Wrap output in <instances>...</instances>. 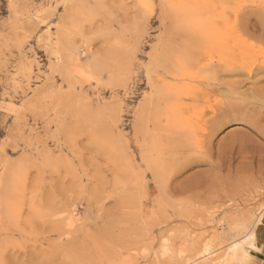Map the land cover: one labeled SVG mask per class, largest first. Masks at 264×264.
Wrapping results in <instances>:
<instances>
[{"label": "rangeland", "instance_id": "rangeland-1", "mask_svg": "<svg viewBox=\"0 0 264 264\" xmlns=\"http://www.w3.org/2000/svg\"><path fill=\"white\" fill-rule=\"evenodd\" d=\"M258 6L264 0H0V264H251L250 253H227L264 243V140L229 119L204 135L203 151L224 165L216 173L204 154L171 151L165 94L175 59L193 54L194 25L224 27L223 9L239 7L249 14L240 22L255 26ZM229 77L219 83L245 79ZM185 156L201 162L171 174ZM155 174L164 175L158 188Z\"/></svg>", "mask_w": 264, "mask_h": 264}, {"label": "bare ground", "instance_id": "bare-ground-1", "mask_svg": "<svg viewBox=\"0 0 264 264\" xmlns=\"http://www.w3.org/2000/svg\"><path fill=\"white\" fill-rule=\"evenodd\" d=\"M251 10H253V8ZM256 10L257 12L261 13L264 10V6H258V9ZM247 11H243V9L239 7H235L233 9L224 8L222 11V17L219 19L222 23H224V27H220L217 24V22L208 24V25L204 24L202 26L194 25L191 30L192 34L190 35L193 39V43L190 46V51H193V54L189 57L187 61L181 59L180 57H177L175 59L177 69L176 70L174 69L175 71L173 72L172 77L176 83L172 85L169 84V86H167L166 88L165 96L168 98L170 102L169 104H166L165 106L171 110L167 112L168 113L167 120L172 129L171 133L175 137L174 141H172L169 144L171 151L173 153L174 152L180 153V156H183L182 154H185V152H189V154L190 152L204 154L207 161L209 159L211 160L210 165L214 167V170L216 171V173L217 172L221 173L224 170V165L221 163L222 161H220L221 159H219L220 158L219 156L216 158V160H212V151L210 149L205 150V152L203 151L206 145L208 144L206 143L207 139L205 140L204 135L208 136V138H212L215 132L217 133V130L225 122H228L226 120L229 119L231 121H240L241 123L247 124L248 126L251 127L252 131L256 132V134L262 137V139L264 140V127L260 126L261 122L264 120V86H261L258 88L255 87L252 89L250 88L249 90L251 91L248 93H245L244 91H243L244 93L240 91L238 92V89L241 88V86H243L247 81L248 82L251 81L253 84H258L259 82L264 80V16L263 17L261 16L260 18V17H257L256 15H253V16H256L255 18L257 21L255 20V22H258L257 24H255V26L247 25L248 21L246 24H242L240 22L241 18L248 14ZM258 15H262V14H258ZM244 35H249L254 40L255 43L249 44L244 39ZM153 58L155 59V57ZM159 64H160V61H159ZM203 72L209 73V76H206V77L199 76ZM222 76L236 77L238 78V80L239 78H242V79L245 78V79L244 81L236 80L233 82L227 81V82L219 83V79H221ZM221 88H225L226 91L224 90L225 94L222 93L224 95L221 94L222 95L221 98H218V95L216 94V92H220L218 90ZM167 95H169V97ZM143 106L145 107V105ZM148 111H149V108H148ZM138 112L140 113V111ZM207 112H212L211 114L212 117L208 120V122L205 121L202 123L201 121L203 120ZM185 113H187L188 115L186 116ZM220 116H222V120H217ZM143 122H144V119H143ZM157 125L155 126L156 128L154 127L155 129H157ZM155 129H154V132H155ZM236 129L237 127L231 129L232 132L230 131V134L228 136V139L229 138L230 139L229 141H227L226 146H230L234 143L235 136H237V134L234 133ZM240 139L242 140V138ZM248 141H246L245 143H247ZM224 155L223 157L225 159L226 157ZM194 162H201V160L197 159V157L195 159V157L185 156L182 158V160L180 159L179 162L174 161V164H172L171 167L169 166L168 167L171 168L172 170L171 174L173 173L176 174V171H179L183 167L185 168L186 166ZM206 162L205 164L209 163V162L207 163ZM200 164H203V163H200ZM161 176L163 178L164 175L163 174L154 175L155 181L157 183L156 185L157 188H158V185L159 186L161 185L160 184L162 182ZM169 176H172V175H169ZM168 187L169 186H167V189H169ZM159 188L162 189L161 187ZM167 189L164 191H167ZM258 223H259V225H257L258 228H261V226L264 227L262 218L258 221ZM255 236L256 235L253 232L252 234L248 236L247 241L250 240L251 242V239H253ZM251 247L255 248V244L252 243ZM238 250H239L238 244H234L229 250V252L227 253V257L230 260H238L241 257L245 259L249 257L250 252L248 250L243 249L242 254ZM205 253H207L205 256L209 255V251H205Z\"/></svg>", "mask_w": 264, "mask_h": 264}, {"label": "crops", "instance_id": "crops-1", "mask_svg": "<svg viewBox=\"0 0 264 264\" xmlns=\"http://www.w3.org/2000/svg\"><path fill=\"white\" fill-rule=\"evenodd\" d=\"M258 249H252L251 264H264V243H257Z\"/></svg>", "mask_w": 264, "mask_h": 264}]
</instances>
